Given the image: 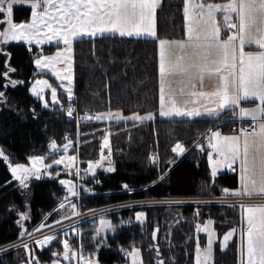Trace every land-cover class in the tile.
Masks as SVG:
<instances>
[{
    "label": "trees",
    "instance_id": "obj_1",
    "mask_svg": "<svg viewBox=\"0 0 264 264\" xmlns=\"http://www.w3.org/2000/svg\"><path fill=\"white\" fill-rule=\"evenodd\" d=\"M182 8V0H162V7L157 10V33L160 38L184 37L185 19ZM30 14L29 6H14V20L27 19ZM60 44L34 45L32 53H51L48 48ZM73 48L72 87L73 102L77 111L70 119L66 112L59 108V104H53L48 99L49 107L44 108L43 101L32 94L31 86L37 76V67L33 62L34 57L28 53L26 43L10 42L7 46V51L12 53L9 63L18 70L17 73H10L12 79L25 81L15 88L9 87L6 90L9 104L6 107L0 105L3 109L0 111V144L14 159L27 161L29 155H48L51 151L48 147L50 141L54 139L63 144L67 132L68 139L77 140L70 152L76 154L83 169L88 167V161L98 160L102 153H109L111 163L105 159L103 162L107 165L96 172L99 183L91 178V172L87 177L81 178L82 196L76 199L82 211L128 199L220 196L221 189H234L239 186L238 173L233 170L218 173L215 183H212L208 161V152L211 149L202 139L203 136L209 135V129H215L217 126L224 132H235L237 123L220 122L221 119L208 117L159 116L158 41L148 37L105 34L94 41L79 37L74 41ZM4 63L5 57L0 55V72L4 71ZM3 83L4 80L0 79V85ZM0 91L5 89L0 87ZM58 98L61 102L68 101L65 90L59 93ZM44 99L46 100V95ZM109 107L113 111L122 110L125 116H130L133 112H139L141 115L154 112L156 117L153 121L144 122L77 121L79 113L104 112ZM32 109L35 110V116ZM248 125L246 122L242 127ZM108 132H111L109 148L105 149L103 137ZM177 142L183 143L187 149L182 156L171 151ZM200 143L204 145L203 151L195 147ZM154 153L159 155L156 164L150 160ZM109 166L116 170L106 171ZM162 173L166 174V180L152 185L151 182ZM7 181L11 183L6 185ZM58 182L49 175L36 180L26 199L23 189L13 180L8 164L0 158V247L18 240L21 228L17 224L19 216L15 209L29 212L30 219L23 220V225L28 230L44 218L46 223L56 219L58 211L53 210H59V201L63 199L65 192ZM124 184L136 191L127 192L123 189ZM205 185L207 187L201 194ZM87 186L91 189L90 193L86 190ZM142 187H147V191H142ZM197 208L200 214L194 218ZM142 209L146 211L144 221L135 219V213L139 209L122 208L106 215L116 225L115 231L111 230L105 234L100 231L97 236L95 230L99 229L98 218L85 219L77 225L79 234L70 231L68 236H64L59 233L56 239L45 247L30 243V248L35 249L39 259L48 264L49 260L56 258L51 255L53 252L62 253V242L67 239L75 249L82 246L86 254L95 251L100 264H116L127 259L122 249L137 247L142 250L144 264H155L156 253L150 250L149 246L158 245L168 264H171L168 257L172 255L176 257L177 264H194L196 238L188 234L193 232L194 222L212 219L219 237L214 247L215 264H237L238 235L229 241V247L225 251L221 252L218 248L222 234L229 231L230 227L240 224V211L237 207L205 203L151 205ZM181 215H189V218L182 220ZM156 228H159L160 232L168 230L167 234L174 237L159 244L158 236L156 241L153 239L152 231ZM200 237L204 242L205 234ZM98 240L104 241L99 247L96 246ZM25 257L23 248H11L0 253V264H21ZM60 259L64 260L62 256Z\"/></svg>",
    "mask_w": 264,
    "mask_h": 264
},
{
    "label": "snow or ice",
    "instance_id": "obj_2",
    "mask_svg": "<svg viewBox=\"0 0 264 264\" xmlns=\"http://www.w3.org/2000/svg\"><path fill=\"white\" fill-rule=\"evenodd\" d=\"M183 16L186 21L185 37L182 39L160 38L157 33V10L162 7V0H0V55L5 57L4 71L0 72V79L4 83L0 85L5 91H0V105L7 106L9 98L6 90L25 81L12 79L10 73H17V69L9 63L12 53L7 51L10 42L23 41L27 45L30 56L34 57L37 68L48 69L51 74L61 82L68 81L64 86L67 93L68 106L62 104L61 109L71 119L76 109L73 105L74 92L72 87L74 48L73 43L78 37H87L93 41L105 34H119L120 37H150L158 41V83H159V110L161 117L208 116L213 119L231 120L232 117L243 120L250 119L248 127H241L237 134L223 135L219 126L209 129L208 161L211 164L212 183L221 166L232 169L239 173V187L234 189L223 188V196L235 197L236 200L229 207H239L241 219L238 227H230L229 231L222 234V241L218 248L221 252L229 247V241L236 235L239 237L237 250V264H264V0H182ZM30 5L31 18L27 22H17L13 18V9L16 5ZM56 41L62 43L53 55L42 53L33 54L34 45L51 44ZM246 48H255L254 51H246ZM205 81L209 82L205 87ZM179 86V87H177ZM50 89L53 104H60L57 96V88L53 87L48 80H37L31 88L33 95L43 101V107L48 108L49 102L44 99L45 89ZM243 102L253 104L252 107L242 106ZM197 105H200L199 107ZM3 109L0 108V111ZM35 116V110H31ZM231 113V116L227 114ZM156 113L147 112L141 115L133 112L125 116L122 110L113 111L110 107L104 112L87 111L78 116L80 121H153ZM103 137V147L109 148V136ZM62 149L52 139L48 145L51 149L48 156L34 155L28 157L31 166L23 163L9 164L14 179L18 180L24 189L29 188L31 177L37 179L43 169L49 176L53 173L48 171L53 165H64L65 169L75 167L77 156L59 155L63 151L68 153L73 141L64 138ZM203 151L202 143L195 145ZM171 151L178 156L185 154L187 149L181 142L175 143ZM216 153L219 159L213 157ZM0 158L10 160V156L0 147ZM49 159L50 163H44ZM107 159L103 154L99 160H90L84 170L86 175L89 171L101 166V162ZM153 164L158 163L159 155L150 157ZM111 163V161H109ZM171 163V161H169ZM237 165L238 168L233 166ZM116 169L109 166L106 171L114 172ZM75 175H81L79 168L75 169ZM59 176V172H56ZM165 173L158 174L157 179L151 183L166 180ZM61 185L67 186V194L59 201L60 215L63 219L70 216H78L80 204L75 198L81 196L80 188L69 180L61 179ZM6 185L11 183L5 182ZM99 183V181H97ZM206 185L202 187L201 194ZM129 193L136 189L128 184L123 185ZM147 191V187H142ZM91 191V189H88ZM254 197H260L259 202H253ZM168 203H182V201H167ZM68 205L66 208L65 205ZM159 203V201H152ZM193 203H210V201H193ZM223 203V202H222ZM15 209V206H12ZM27 207V203H26ZM19 224L21 231L18 233V242L9 243L0 247V252H6L9 248L19 250L23 248L26 257L21 264H41L35 256V249L30 248L29 243L23 237H32L45 227L51 228L50 224L41 222L37 227L29 231L22 223L29 220V212L19 211ZM54 209L53 212L59 211ZM90 212L93 210H89ZM200 214L199 208L194 212V218ZM51 215V213L49 214ZM146 213H135L137 221H144ZM60 220L54 223L60 224ZM130 222V221H129ZM212 219L201 225L196 224V232L207 233L206 246L201 247L197 240L195 246V264H215L214 243L217 237ZM100 229H96L99 236L100 230L110 228L116 230V225L106 219L99 221ZM71 227V226H70ZM77 234L80 229L73 228ZM155 229L153 238L156 237ZM64 236L68 232L64 231ZM57 231L44 235L42 239L33 240L36 245H45L56 239ZM62 253L53 252L56 257L51 264H60V257L65 261L78 258L82 264H100L95 251L85 253L83 247L73 249L67 239L63 240ZM104 243L97 241V247ZM150 250L156 253L155 264H168L161 255L158 245H150ZM122 251H125L122 249ZM126 256L131 259V264H144L142 250L132 247L126 251ZM171 264H177L174 255L168 257Z\"/></svg>",
    "mask_w": 264,
    "mask_h": 264
},
{
    "label": "rangeland",
    "instance_id": "obj_3",
    "mask_svg": "<svg viewBox=\"0 0 264 264\" xmlns=\"http://www.w3.org/2000/svg\"><path fill=\"white\" fill-rule=\"evenodd\" d=\"M22 5H26V6H29L30 5H27V4H22ZM31 18V14H30V17L27 18V19H24V20H20V21H17V22H27L29 21ZM16 21V20H15ZM79 38V37H78ZM14 42H18V43H25L23 41H14ZM57 43L56 41H53L51 44L49 43H45L43 45H52V44H55ZM43 45H38V46H43ZM64 45L61 43L60 45H55L54 47L52 48H48L50 50L48 51H52L51 53H43L44 55H53L59 48H63ZM47 49V48H46ZM45 49V50H46ZM158 53H159V49H158ZM73 72H74V69H73ZM74 76V74H73ZM37 80H48L49 83L53 86V87H60V88H57V96L59 97V93L61 91H63L64 89V86H66L68 84V81H64V82H61L59 81L58 79H56V77H54L51 72L48 70V69H39L37 68V76L35 77L33 83H32V86L31 88L35 85V81ZM44 94L46 95V100L50 99L51 100V95H50V89H45V92ZM44 95V96H45ZM66 95V94H65ZM58 100L60 101L61 99L58 98ZM52 101V100H51ZM60 103H63L60 101ZM89 113H94V112H89ZM221 122V121H220ZM231 122V121H230ZM232 123H236V122H232ZM78 133V131H77ZM76 135V134H75ZM73 145H74V142L77 141L76 139L73 140ZM66 141H64L65 143ZM63 143V144H64ZM63 144H59L57 143V145L62 149V146ZM73 145H71L69 147V151L68 153H63V151L61 150V152H59L56 156V158H59V155H75V153L73 152H70L71 151V148L73 147ZM0 147L3 148V146L0 144ZM4 149V148H3ZM106 149V148H105ZM5 150V149H4ZM51 150V149H50ZM6 152V151H5ZM6 154H8L10 156V160H5L6 163L9 165L10 163L11 164H15V163H23V164H27L28 166H31V160L27 158V161H17L16 159H14L9 153L6 152ZM103 154V153H102ZM101 154V155H102ZM109 154V153H108ZM108 154H103L105 157H107L108 159V162L110 161V158H109V155ZM31 156H34V155H29L28 157H31ZM44 156H48V155H44ZM100 159V157H99ZM98 159V160H99ZM51 161L50 160H45L44 163H50ZM104 165H107V163H104L103 161L101 162V166L98 167L96 170H98L99 168H102L104 167ZM38 167L41 168V175L40 177L37 179L36 177H31L30 178V182H29V188L28 189H24L18 180L14 179L13 177V180H15L17 182V185L23 189V192L25 194V198L28 199V194L30 193V190H31V186L33 185V183L36 181V180H39V179H43L45 176H48L47 172H45V170L43 169V166L42 165H37ZM211 166V164H210ZM237 167V165H236ZM76 168H79L80 171H81V175L77 176L75 175V169ZM10 169V168H9ZM84 170L80 165H79V160L77 159L76 162H75V167H70L68 169H65L64 165H53L52 169H49L48 171H51L53 174L51 175V177H54L56 180L60 181L61 179H64V180H69L71 182H73L74 184H76L80 189H81V185L83 184L82 183V180L81 178H84V177H87L91 171H89L86 175L84 174ZM95 170V172H96ZM56 172H59V176H56ZM60 184V182H58ZM61 185V184H60ZM63 189H65V192H64V195H62V198L67 194V186L65 185H62ZM82 196V195H81ZM79 198V197H77ZM76 199V198H75ZM78 201V199H76ZM236 200L235 197H230V196H223V195H217V196H199V197H164V198H143V199H128V200H125L123 202H120V203H115V204H109V205H106V206H100V207H97V208H93L91 210L93 211H89V210H86V211H82L80 209V207L78 208V212H79V215L78 216H70V218L68 219H63L60 215V212L63 211V210H59L58 211V214L56 215V219L55 220H60V224H56L54 223V221L50 222V223H46L45 222V218L43 220H41L37 225L33 226L29 231H31L33 228L37 227L41 222H44L46 224H50L51 225V228H43V229H40L39 232H36L34 233L35 235H33V237H28L27 235L25 237H23L24 241L29 243H32L33 240H36V239H42L44 235H48V234H51V232L53 230H56L57 231V235L59 233H62L61 235H64V231H67L68 233L70 231H73V228H77V225L85 220V219H91V218H98V224H99V221L101 219H106L108 221H110V218L109 216H106L109 212L111 211H116V210H119V209H122V208H127V207H130V208H137L139 209L137 212L139 211H144L146 213L145 210H143L142 208L143 207H146V206H151V205H169V206H173V205H183V204H197V203H193V201H210V203H214V204H222V205H230L233 203V201ZM261 200L260 197H254L253 198V202H259ZM152 201H159V203H152ZM167 201H182V203H168ZM223 202V203H222ZM198 204H205V203H198ZM59 207V206H58ZM65 207L67 208L68 205L66 203ZM142 207V208H141ZM238 210L240 211V219H241V210L239 207H237ZM182 220L184 219H188L189 218V215L187 216H183L181 215L180 216ZM137 221V220H136ZM178 221H181L180 219H178ZM214 221V220H213ZM191 223V221H189ZM21 223L23 224V221H21ZM197 223H200L201 225H204L207 223V221L205 220H200L199 222H194L193 224V232L189 233L188 235H194V238H196V242L197 240L199 241L200 243V246L203 248L206 246V241H207V233L201 231V232H196V224ZM240 223V221H239ZM71 226V227H70ZM239 226V225H238ZM237 226V227H238ZM26 227V226H25ZM100 224H99V229H100ZM213 227V226H212ZM215 227V226H214ZM213 227V228H214ZM159 229V228H158ZM164 229V228H163ZM162 229V230H163ZM112 229L110 228H104V229H101V233L105 234V233H108L110 232ZM75 232V231H73ZM160 231H158L159 233ZM162 232V231H161ZM161 232L157 233V236H158V240L160 239V242L159 244L161 243V241L165 242V240H172V238L174 236H171L169 234H167L169 231L168 230H163L162 234ZM215 232H216V235H218L217 233V230L215 229ZM153 233V231H152ZM166 233V234H165ZM203 233L205 234V240L203 242L202 240V236L200 237V235H203ZM70 236V235H69ZM218 237V236H217ZM190 238V236L188 237V239ZM218 240V239H217ZM216 240V241H217ZM215 241V242H216ZM222 241V237L220 238L219 240V243ZM231 241V240H230ZM15 242H18L15 241ZM47 245V244H45ZM45 245L41 246V245H37L38 247H45ZM6 246V245H5ZM195 246H196V243H195ZM214 246H215V243H214ZM31 247V245H30ZM33 247L35 248V245H33ZM72 247V246H71ZM73 248V247H72ZM11 249V248H9ZM75 250V248H73ZM131 251V249H130ZM2 253V252H0ZM36 257L37 254H35ZM127 257V256H126ZM39 258V257H38ZM97 258V256H96ZM41 261V260H40ZM51 260H49L48 264H51L50 262ZM41 264H47V262H42L41 261ZM60 264H78V258H73L71 261H64L62 259H60ZM79 264H82V262H79ZM116 264H131V259L129 257H127V259L121 263H116ZM194 264H195V256H194Z\"/></svg>",
    "mask_w": 264,
    "mask_h": 264
},
{
    "label": "crops",
    "instance_id": "obj_4",
    "mask_svg": "<svg viewBox=\"0 0 264 264\" xmlns=\"http://www.w3.org/2000/svg\"><path fill=\"white\" fill-rule=\"evenodd\" d=\"M185 32H186V21H185ZM107 34V33H106ZM184 37H185V35H184ZM184 37H182V38H184ZM148 38H150V37H148ZM182 38H170V39H182ZM158 49H159V46H158ZM246 51H254L255 50V48H246L245 49ZM208 85H209V82L208 81H205V87L207 88L208 87ZM177 87H179V86H177ZM64 89V88H63ZM198 107L200 106V105H197ZM242 106H244V107H252L253 106V104H251V103H247V102H243L242 103ZM228 116H231V113H228L227 114ZM201 117H208V116H201ZM201 117H194V118H201ZM164 118H193V117H186V116H171V117H164ZM208 118H210V117H208ZM238 120H240L241 122H239ZM221 122H225V121H227V122H236L237 123V126H236V130H235V132H224L223 130H221V129H219L220 131H221V133L223 134V135H233V134H237L238 133V130L242 127V124L243 123H250V119L249 118H247V117H245L243 120H241V119H238V118H236V117H232V119L231 120H228L227 118H224V119H221L220 120ZM220 123V122H219ZM248 127V126H247ZM213 154H216V153H213ZM236 168H238V166L236 167ZM227 170H229V171H232V169H230V168H227V167H224V166H221V168L219 169V171H218V173L220 172V171H224V172H226ZM237 173H238V170H237ZM238 176H239V173H238ZM239 187V186H238ZM206 221H208V219L206 220ZM213 227H214V225H213ZM214 229H215V227H214ZM215 247V246H214Z\"/></svg>",
    "mask_w": 264,
    "mask_h": 264
},
{
    "label": "built area",
    "instance_id": "obj_5",
    "mask_svg": "<svg viewBox=\"0 0 264 264\" xmlns=\"http://www.w3.org/2000/svg\"><path fill=\"white\" fill-rule=\"evenodd\" d=\"M65 108L68 106V102H65V103H61ZM60 104V105H61ZM59 105V107H60V109H61V106ZM73 105H74V107H75V109H76V106H75V103L73 102ZM77 111V110H76ZM74 114H76V113H74ZM84 113H79V114H77V117L78 116H82ZM89 114H92V113H89ZM77 121L78 122H87V121H80V120H78V118H77ZM239 122H241L240 120H238ZM68 135H69V132H67L66 134H65V137L67 136L68 137ZM204 139V143L205 144H208V140L204 137L203 138ZM213 157L215 158V159H219V157H218V155L217 154H213ZM234 168H236V165H234L233 166ZM97 172V171H96ZM96 172H91V178L92 179H94V180H97L98 181V177H97V173ZM220 173H225L224 171H220ZM88 189H90V187L89 186H87V188H86V190H87V192L88 193H90L91 191H88ZM33 235H35V234H33ZM33 237V236H32ZM123 250H125V251H122V253L124 254V255H126V251H130V249L129 248H127V247H125Z\"/></svg>",
    "mask_w": 264,
    "mask_h": 264
},
{
    "label": "water",
    "instance_id": "obj_6",
    "mask_svg": "<svg viewBox=\"0 0 264 264\" xmlns=\"http://www.w3.org/2000/svg\"><path fill=\"white\" fill-rule=\"evenodd\" d=\"M156 229H157V228H156ZM157 233H158V232H156V237H155V239L153 238V239H154V241H156V238H157Z\"/></svg>",
    "mask_w": 264,
    "mask_h": 264
}]
</instances>
